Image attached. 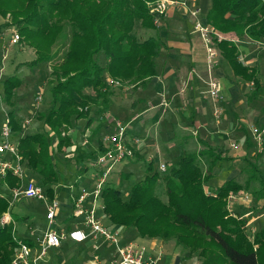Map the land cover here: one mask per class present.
Segmentation results:
<instances>
[{
  "label": "trees",
  "instance_id": "obj_1",
  "mask_svg": "<svg viewBox=\"0 0 264 264\" xmlns=\"http://www.w3.org/2000/svg\"><path fill=\"white\" fill-rule=\"evenodd\" d=\"M156 1L0 0V14L13 16L23 41L35 51L36 58L30 64L49 63L50 74L55 78L52 105L47 113L39 114L48 132L27 133L14 109L6 115L26 169L39 177L37 182L50 198L55 197L60 182L53 161L52 132L59 138V150L70 146L71 136H63L62 132L73 131L77 120L88 117L89 104L101 100L108 107L112 87L107 85V77L138 88L146 87L159 74L160 37L140 40L134 30L137 24L157 29L155 19L163 15L151 12L150 4ZM211 1L205 23L229 36L217 43L221 55L237 76L253 83L252 94H256L262 89L260 70L258 66L243 64L235 42L262 41L264 0ZM7 26L0 25V33ZM61 40L66 45L58 54L55 47ZM102 54L107 60L105 64L99 61ZM20 84L21 79L16 76L3 81L7 103L12 104L14 90ZM87 89L94 95L87 94ZM199 142L201 150L184 152L162 173L154 171L153 162H149L148 174L132 185L126 199L120 189L106 185L102 192L105 216L113 227L136 229L140 237L174 239L183 249L184 261L197 254L203 257L204 264H264V215L261 227L252 232L245 217L234 216L227 208L230 196L243 190L252 194L255 202L264 199V167L244 157L247 165L242 170L245 173L247 169L248 176L243 181L234 176L207 191L206 185L215 178V169L239 158L230 155L226 147H214L203 139ZM79 149L78 157L83 153ZM96 156L90 153L88 157L95 160ZM0 181L13 188L20 179L8 173ZM160 184L165 187L166 200L158 192ZM9 207V200L0 194V215ZM14 227L13 222L0 227V264H11L19 241L34 245L18 238Z\"/></svg>",
  "mask_w": 264,
  "mask_h": 264
},
{
  "label": "crops",
  "instance_id": "obj_2",
  "mask_svg": "<svg viewBox=\"0 0 264 264\" xmlns=\"http://www.w3.org/2000/svg\"><path fill=\"white\" fill-rule=\"evenodd\" d=\"M211 4V0H205V6L208 9L211 7ZM182 16L188 19L185 20L188 24L190 20L192 25H183L184 23L178 22L179 19L183 18ZM164 20L171 25H168L170 28L165 37H161L158 34L162 42L161 55L158 57L159 74L154 77L146 87L134 88L133 85L112 87V94L108 107H105L104 102L101 100L98 102L93 100L94 103L89 104L90 109L88 117L77 120L75 122L77 128L75 127L69 134L72 143L70 146L66 147L69 153L65 156L70 157L71 160L69 162L70 164L59 166L60 182L56 186L55 194L61 201L60 215L57 216L56 220L59 219V224H63L65 227H74L82 221L81 218L71 217L73 204L71 199L78 195L82 186H91L100 174L99 167L95 164L94 160H90L88 156H90V153L97 155L103 144V138L119 130L120 125L125 127L127 138L131 140V142L136 137L141 141L140 144H138L136 156L132 159L130 158L118 162L114 167V172H112V174L110 173L111 176L116 175V173L118 174L117 181L113 183L119 185L121 184L120 178L124 176L130 178L135 174L140 168L139 162L142 160H145L148 164L152 161L153 166H156V158H159V163L166 161L170 164V161L174 157H179L184 152L201 150L200 139L206 140L214 147H225L224 140L226 135H230L231 132H229L230 129L228 131L221 130V119L216 120L212 116V105L208 102L209 100L207 97L203 95L207 88L206 81L208 76L212 74V76L215 75L214 77L219 78L229 105L238 104L244 91L249 88L247 84L252 82H247L235 74V70L228 61L223 58L219 48L220 55L215 61L217 65H213L211 71L209 70L207 53L205 54L206 56L200 55L201 50H205L202 40L198 34L194 32L193 21L185 13L183 8L179 6H170L166 13L160 18V23L161 21L164 22ZM157 26L159 27L160 25ZM194 34H196V37L200 41H195ZM10 43L17 44L12 43L11 40ZM235 43L239 47L240 59L243 64L247 67L258 66L260 74H263V63L261 60L256 61L254 53L249 48L250 42L236 40ZM102 56H104V54H102ZM243 58H245L246 62L243 61ZM106 61L107 60L104 59L103 64H105ZM40 92L42 91H39V93ZM86 92L87 94L94 95L91 89H87ZM22 108L17 110L14 109L17 120L18 113ZM235 108L237 107H233V110ZM100 111L101 113L99 114ZM235 113L236 111L233 112V115H235ZM23 122L24 121L21 122V125ZM256 122L259 127H264V116H261L259 121ZM235 126L236 124L234 123V130L232 129L233 134L237 133ZM35 130L36 132H48L49 128L44 124L43 130H40L39 127H36ZM82 130L90 134V141L87 145L83 142ZM51 136H53V134H51ZM52 138L54 141L51 145L54 153L55 150H59L57 147L59 138L57 135H54ZM250 138V140L246 138L243 145L236 144L237 147H232L234 143H230L231 149L235 152H232L230 147H226L230 155L239 158L230 164H235L237 162L244 163L242 158L248 156L250 160L256 161L261 168L264 167V141L262 144H259L251 131ZM195 141H197V145ZM79 147L83 153L78 157L77 151ZM53 161L57 165V157L55 158L54 154ZM219 173L221 172H217V169H215V178ZM147 174L148 172L145 171L143 178ZM26 176H28V179L37 181L38 178L39 180L37 175L28 170L26 171ZM1 178L2 177H0V180ZM229 178L219 179L217 187ZM28 179H26V181ZM126 181H128V179H125V182ZM1 182L2 181H0V183ZM4 185L10 192V195L5 197L11 202L12 188L6 184ZM72 186L73 188H71ZM112 186L118 189L122 187L121 185L117 186L115 184ZM250 195V201H232L230 206L231 210L234 212V216L241 215V217H245L247 219V225L257 229L256 221H262V216L264 215V212L258 215L257 210L262 209L264 199L260 202H255L252 194ZM40 201H42L44 205L43 210L46 216V204L43 200ZM101 204L104 205L103 196L101 197ZM13 205L14 203L10 204L7 212H9L11 222H13L15 226V234L18 238L27 239L29 242H33L34 246H37L39 239L48 228L49 221L47 226H39L35 221V217L27 215L22 218L23 224L19 227L18 222L12 214ZM241 205L247 206V209L237 211V208ZM99 211L100 215L102 213L104 214L103 210ZM59 224H57L56 221L54 223L55 226H59ZM115 228L122 232L124 241L136 239L140 242H144L147 240L143 237L141 238L136 229H127L122 226H116ZM91 241L92 240L75 242L66 240L63 242L62 246L54 248L57 249L54 253L50 251L48 258L43 264H67L68 262H64V253L66 251L65 249L68 248L69 250L74 248L84 249L82 250V261L79 262L80 258L75 264H94L96 261V254H98L101 259L109 262L114 247L104 241H100L102 244L100 242H98L99 244H95ZM147 243L148 248L151 250L150 253L159 257V264H182L184 262L181 256L182 254L172 255L169 254L167 250H162L161 247H157L155 238L153 240L150 239ZM54 255L57 261L54 259ZM50 256H52L53 260L49 262Z\"/></svg>",
  "mask_w": 264,
  "mask_h": 264
},
{
  "label": "built area",
  "instance_id": "obj_3",
  "mask_svg": "<svg viewBox=\"0 0 264 264\" xmlns=\"http://www.w3.org/2000/svg\"><path fill=\"white\" fill-rule=\"evenodd\" d=\"M197 0H158L151 3V12L159 15L166 13L170 6H179L190 13L193 18L194 32H196L202 40L208 59L209 70L211 71L215 60L219 57L217 43L228 39L229 36L219 32L213 25L205 23L202 8L197 5ZM156 23H160V17L155 19ZM12 43H19L21 36L19 32L13 29ZM109 87H118L122 85L121 81L111 77L106 79ZM209 97L213 102H222L225 100L222 84L219 78L210 74ZM38 100L42 99V93H39ZM221 110L215 109V116L219 117ZM31 122V118L25 119L22 127L26 128ZM250 131L256 141L262 144L264 141V127L250 125ZM72 132L63 131L62 135H68ZM83 134V142L87 145L90 141V134L87 131H81ZM53 136L56 135L52 132ZM138 137L133 141L127 138V131L124 126L120 125L119 130L112 132L103 138V148L98 152L94 162L99 167L100 174L91 186H82L78 195L72 198L73 217L81 218L82 221L71 228L65 226H55L61 209V201L55 196L50 198L45 188L37 181L28 179L26 181V167L23 163V156L19 151V143L14 139L9 117L6 124L0 128V176L5 177L8 173L20 179V182L12 188L10 204L20 199H37L43 200L46 204V217L49 221L47 230L39 239L37 246H31L27 242L19 241L18 246L11 259V264H43L49 256L50 250L62 246L66 240L75 242H85L87 240L103 239L114 247L113 254L109 262L102 263L100 259H96L94 264H159V257L151 254V250L140 242L133 239L124 241L123 234L115 227L106 226L101 220L99 210H103L104 205L101 204V197L105 182L110 173L113 172L115 165L123 160L132 159L136 156ZM232 147H237L232 144ZM167 164L161 162L158 164V170L164 172L167 170ZM73 188V186L71 187ZM251 195L246 192L233 194L230 196L231 202L243 201L248 202ZM231 210V206H230ZM232 214L234 213L231 210ZM11 222L9 212H5L0 216V227H4ZM254 232L255 229L251 228ZM187 262V261H186ZM182 264H196L186 263Z\"/></svg>",
  "mask_w": 264,
  "mask_h": 264
},
{
  "label": "rangeland",
  "instance_id": "obj_4",
  "mask_svg": "<svg viewBox=\"0 0 264 264\" xmlns=\"http://www.w3.org/2000/svg\"><path fill=\"white\" fill-rule=\"evenodd\" d=\"M197 5H200L202 8V13L205 15V13L208 11V8L205 6V0H197ZM185 13L191 18L193 21V18L191 17L190 13L185 10ZM179 14V13H178ZM181 17V16H180ZM182 19H179L178 22L184 23L183 25H192L191 21L189 20V24L187 23L188 20L184 16H182ZM194 23V22H193ZM0 25H8L5 27L2 32L0 33V128L6 124L7 121V114L9 111L13 109H21L18 113V120L21 123L25 119L31 118V122L29 125L24 128V131L27 133H32L36 132V127H39L40 130H43L44 123L43 120L40 118L39 114L42 113H47L52 105V94H51V88L55 82V78L53 75L50 74V68H49V63L43 62L39 63L36 66L31 65V61L36 58L35 51L32 47L27 45L22 37L19 43L17 44H11L10 40L13 35L12 30L19 29L17 25L14 24L13 22V16L8 13L7 15H1L0 14ZM160 25L159 27L157 26V29H146L140 26V24H137L135 26V33L137 37L140 40H144L150 36H159L165 37L166 34L169 31V26L171 24H168L166 20L164 22L161 21V23L157 24ZM18 31V30H17ZM19 32V31H18ZM20 34V32H19ZM21 36V35H20ZM195 36V41H200L197 37L196 34ZM199 36V35H198ZM200 43V42H199ZM66 45V42L64 40H61L58 42L57 46L55 47L58 54H62L63 49ZM202 46V44H201ZM205 48V47H204ZM249 48L251 51L254 53V56L256 57V61H262L263 63V74H260V79L262 82V89L256 93L252 94V91L254 89V85L252 83H248L247 87H249L247 90L244 91L243 95L240 97V102L238 104H230L226 100V95H225V100L222 102H213L209 98V80H210V75L208 76V79L206 81L207 83V88L205 89L203 95L207 97L209 100L208 102L212 105V116L217 120L221 119L222 121V129L223 131H228L231 132L230 135H226V138L224 140V146L225 147H230V143L234 144H241L243 145L245 143L246 138L250 139V125L255 124L258 126L256 121H259V118L261 116H264V38L260 42H250ZM206 50H201L200 55H205ZM244 57V56H243ZM99 61L103 63L104 61V56H100ZM216 61V60H215ZM243 61L246 62L245 58H243ZM216 62H214V65ZM10 76H16L21 79V84L19 87H17L14 90V96L11 99V103H7L4 95V86H3V81L7 79V77ZM215 76V75H214ZM238 80V79H237ZM39 91H42V99L38 100L37 97L39 95ZM239 107L238 109L235 108L233 110V107ZM219 108L221 110V113L219 117L215 116V109ZM89 111V110H88ZM236 111L235 115H233V112ZM101 111L99 112V114ZM236 124V129L237 133L233 134V124ZM233 129V130H232ZM16 134V133H15ZM16 136V135H14ZM195 144L197 145V141H195ZM68 146H64L63 150H55L54 155L55 158L57 157V169H60L59 166L61 165H68L70 164V157H66L69 153V150L66 148ZM203 146H201L202 148ZM231 149V147H230ZM233 152L234 150L231 149ZM235 152V151H234ZM178 158L174 157L171 161L170 164L166 162L167 166L172 164L173 161H176ZM159 158H156L155 164L156 166H153L154 171H159L158 170V164H159ZM147 162L145 160H142L139 162L140 168L135 172L134 175H132L130 178L127 177H122L120 178L121 180V192L123 194V198L126 199L127 196L130 194V190L133 184L136 182H139L146 171L147 167ZM246 162H237L235 164H229V163H223L222 166L217 168V174L216 178L212 179L207 185H206V190L212 191L213 188H216L217 185L219 184V179H225L229 178L232 176H237L238 179L241 181L244 180L246 176H248V171L246 169V172L244 173V170H242L244 167L246 168ZM205 169V168H204ZM114 172V170H113ZM148 172V171H147ZM162 173V172H160ZM112 174V173H111ZM108 175L107 180L105 182L106 185H117L120 186L119 184L113 183L117 181L118 174ZM152 174V172H151ZM128 179V181L125 182V179ZM26 179H28V176H26ZM38 180V178H37ZM109 180V181H108ZM158 192L160 196L166 200L167 196L165 194V187L164 185L160 184ZM0 193L3 196H9L10 192L9 190L5 187L4 183H0ZM72 200V199H71ZM228 205V210L230 211L229 203L227 202ZM43 203L40 200L37 199H21L20 201H15L14 205L12 206V214L15 218V220L18 222L19 227L22 226L23 220L22 218L24 216L30 215L31 217H35V221L38 223L39 226H47L48 225V220L46 219L45 212L43 210ZM233 205V210H234ZM262 207L261 210H257L258 215L264 211ZM247 209V206L241 205L240 207L237 208V211H243ZM256 213V214H257ZM60 214H58L59 216ZM1 216V215H0ZM263 219V218H262ZM101 220L103 223L108 226V227H113V225L110 223V220L105 217V215L102 213L101 214ZM261 220L256 221V226L258 228L261 227ZM56 223L59 224V219L56 220ZM59 226H64L63 224H59ZM250 237V233H249ZM142 238V237H141ZM147 239L148 241L153 240L154 238H144ZM251 239V238H249ZM142 242L146 246L148 245V241ZM157 242V247H161L162 250H167L169 254L175 255V254H184L183 249L176 245L175 240H168L165 241L161 238H155ZM103 242L104 240H92V243L99 244L98 242ZM100 242V243H101ZM106 243V241H104ZM74 243V242H72ZM102 244V243H101ZM108 244V243H107ZM57 249H51L50 251L54 253ZM64 253V262L67 264H75L82 256H83V251L84 249H72L69 250L65 249ZM85 255V252H84ZM54 259H56V256L54 255ZM95 259H100L102 263H105L107 261L101 259V257L96 254ZM53 258L50 256L49 262L52 261ZM57 261V259H56ZM82 261V258L80 259L79 262ZM187 260H185L186 262ZM70 262V263H69ZM73 262V263H72ZM204 259L203 257H200L197 254H194L186 263H196V264H204Z\"/></svg>",
  "mask_w": 264,
  "mask_h": 264
}]
</instances>
